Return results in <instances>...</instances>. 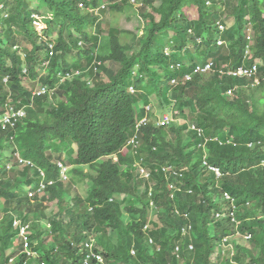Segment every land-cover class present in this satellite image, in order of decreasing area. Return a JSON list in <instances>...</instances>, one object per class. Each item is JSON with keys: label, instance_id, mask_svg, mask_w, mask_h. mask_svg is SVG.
Returning <instances> with one entry per match:
<instances>
[{"label": "trees", "instance_id": "1", "mask_svg": "<svg viewBox=\"0 0 264 264\" xmlns=\"http://www.w3.org/2000/svg\"><path fill=\"white\" fill-rule=\"evenodd\" d=\"M31 1L0 0V116L25 111L0 126V264H264V0ZM105 9L132 10L143 25L105 32ZM207 63L211 72L194 73ZM253 65V78L228 74ZM37 82L48 93L34 96ZM156 103L180 123L156 125L146 110ZM40 171L52 184L29 198ZM16 219L27 247L14 241ZM236 232L249 240L223 250Z\"/></svg>", "mask_w": 264, "mask_h": 264}, {"label": "built area", "instance_id": "2", "mask_svg": "<svg viewBox=\"0 0 264 264\" xmlns=\"http://www.w3.org/2000/svg\"><path fill=\"white\" fill-rule=\"evenodd\" d=\"M140 1L141 0H130V3L134 4V5H138ZM219 29H220V31H222L223 27L220 25ZM218 44H221V43L218 42ZM248 51L249 50L247 48L246 51H245V55L248 54ZM211 71H212V64L211 63L198 64V65H196V67L194 69V73L195 74H206V73H209ZM228 74L233 76V77H239V78H243V77H245V78H253L257 74V66L253 65L250 68L240 67V68H238V69H236L234 71L228 72ZM186 79H189V77H186ZM254 82L256 83L257 80L255 79ZM48 91L49 90H48V88L46 86H39L38 88H35V90L32 92V94L34 96H42V95L48 93ZM228 93H230V92H228ZM147 109H149V107H147L146 110ZM24 116H25L24 109H21L19 111H14L13 108H9L8 106H6L5 113L0 116V126H2L3 128H5V127L13 128L15 126L16 122L19 119L23 118ZM172 121H173V117L171 115H164L163 118H160L159 120L156 121V124L158 126H168ZM145 122L146 121L144 119L141 120L137 124V127H140V125L145 123ZM189 128L191 130L195 129V127L193 125H191V126L189 125ZM129 146L132 147L133 150L137 149L138 143H137L136 135L133 136L129 140ZM55 164L60 169V180L62 182L67 181V179H68V177L66 175L67 168L60 161H55ZM17 165L22 167L24 165H31V164L28 161L23 160L20 157H17ZM12 166H13V163H11V164L9 163L7 165V169H10ZM203 166L207 167L208 170L215 175L216 179H218L221 176V172H220L219 168H217L215 166L207 165V162L205 161V159L203 160ZM138 171H139V174H140L141 177H145V178L149 177V173L146 170H144L143 168L138 167ZM164 171L165 172H169V169L166 168V169H164ZM40 176H41L42 179L40 180V182L37 185L25 190L27 197L33 198L34 196H42L44 194L45 187L52 184L51 182H46L45 181L44 174L41 171H40ZM223 198H224L225 201H228L229 205H230V208H229V211H228V216L230 218V221L233 224H236L237 223L236 222V218H235V210H236V208H235V205H234V201L229 198L227 193H223ZM216 216L218 217V215H216ZM147 226L148 225H146L144 227V231L149 229V227H147ZM13 227L16 228L17 230H19L18 233H19L20 237L23 238V243H24L23 245L25 247H27L28 246V244H27L28 236H29L28 235V226H26V225L22 226L20 221L16 219L13 222ZM234 236H235L234 237L235 239L236 238H241L243 241H247L250 238L249 235H240L238 232H236V235H234ZM229 240H232V239L231 238L224 239V243L226 244L225 246H227V247L230 246L229 243H228ZM149 243L152 244V241L149 240ZM83 246L86 249L92 251V249L94 247L93 240H91L90 242L84 243ZM230 248L233 249V246L231 245ZM24 253L28 257H32V254H33L32 252L27 250V248H25ZM91 255L93 257L95 254H91ZM95 257L98 260L99 264H105V262H103V260H102V258L100 256L97 255ZM88 258H89V256L86 257V259L83 261L82 264H88Z\"/></svg>", "mask_w": 264, "mask_h": 264}, {"label": "rangeland", "instance_id": "3", "mask_svg": "<svg viewBox=\"0 0 264 264\" xmlns=\"http://www.w3.org/2000/svg\"><path fill=\"white\" fill-rule=\"evenodd\" d=\"M102 3H103V1H102ZM103 4L105 5V1H104ZM157 5H158V3H157ZM31 6H33L35 8L37 6V0L31 1ZM105 12H106L105 15L102 14V19H101L102 22H103V25H104L102 28H103V30L105 32H106V29H107L108 25H114L120 30L126 31L128 33H130V32L135 33L143 25L142 20L139 19V17L137 16L136 12L133 13L132 10H127L124 14H120V15L119 14L118 15L112 14L109 11H107L106 9H105ZM38 29H40V28L38 27ZM249 35H250L251 39H253L255 33L251 30L249 32ZM101 38H104V37H101ZM121 41L130 43L129 42L130 38L123 35L121 37ZM105 42H106V39H104L103 41L101 39V43L105 44ZM101 52L105 53L106 51L102 50ZM206 74H204V75H206ZM27 86L30 87L31 84L29 83ZM39 86H40V83L37 82L36 85H35V88H38ZM153 103L154 102L152 101L151 104H153ZM147 112H148V115H150L149 117H151L155 121L159 120L160 118H163L164 115H171L173 117V121L170 124L178 125L180 123L179 118H174V115H172L170 113L168 114L167 110H163L160 107V105H158V103L154 104L153 106H150L149 109H147ZM185 112H188V110L186 109ZM155 124H156V122H155ZM189 125L191 126V123H189ZM53 157H54L53 160H57L59 156L57 157V155H54ZM61 160L62 161L66 160V156L64 154L61 156ZM83 172L84 173H91L92 171L89 170L87 167H85V168H83ZM90 184L91 183L88 180V181H84L83 183L78 185L76 187L77 193H80L82 197H85ZM70 195L72 196L73 194L70 193ZM57 211H58V207L55 205V203H52V204L48 205V210L46 211V215L50 218L51 216L55 215V213H57ZM154 214H155V210L152 209V207H150L149 208V217H150L151 220L154 219V217H155ZM125 218L127 219V217H125ZM41 226L43 228L49 229V226L46 227V222L45 221L42 222ZM28 235H29V233H28ZM14 241H16L17 244H20V243L24 244L23 243V238L20 237L19 233H16ZM93 241H94V245H95V240L93 239ZM242 242H244V241L240 240L239 238L238 239H234L233 241L232 240L228 241L229 245L230 246L232 245L233 248H234V246L236 244H242ZM27 244L28 245L30 244L29 240H28ZM14 247H15V245L11 244L10 248H8V250H7V254H9L12 251H14ZM229 247L224 246L223 250H225V249H227ZM40 256H41V253H33L31 258L39 259ZM28 258H30V257H28Z\"/></svg>", "mask_w": 264, "mask_h": 264}, {"label": "clouds", "instance_id": "4", "mask_svg": "<svg viewBox=\"0 0 264 264\" xmlns=\"http://www.w3.org/2000/svg\"><path fill=\"white\" fill-rule=\"evenodd\" d=\"M136 152H137V151L134 150V153H136ZM55 161H57V160H55ZM133 167L135 168V170H137V174H138L139 177H141V176H140V174H139L138 167H141V168H143L144 170H146V171L148 172V170L144 168L143 164H141L140 161H136ZM67 170H68V169H67ZM148 173H149V172H148ZM66 175H67V173H66ZM44 178H45V177H44ZM142 178L147 179V178H145V177H142ZM45 181H46V180H45ZM59 181L62 182V181L60 180V174H59ZM47 182H48V181H47ZM65 182H68V179H67V181H65ZM65 182H63V183H65ZM37 184H38V183L33 184L32 187L35 186V185H37ZM150 206L152 207L153 204L150 203ZM152 209H155V208L152 207Z\"/></svg>", "mask_w": 264, "mask_h": 264}]
</instances>
